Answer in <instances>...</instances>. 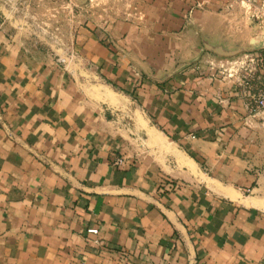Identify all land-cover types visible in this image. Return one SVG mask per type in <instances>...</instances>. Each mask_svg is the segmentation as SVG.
<instances>
[{"label": "crops", "instance_id": "1", "mask_svg": "<svg viewBox=\"0 0 264 264\" xmlns=\"http://www.w3.org/2000/svg\"><path fill=\"white\" fill-rule=\"evenodd\" d=\"M22 1L0 0V264H264V21L137 0L76 26L67 66L26 52Z\"/></svg>", "mask_w": 264, "mask_h": 264}, {"label": "rangeland", "instance_id": "2", "mask_svg": "<svg viewBox=\"0 0 264 264\" xmlns=\"http://www.w3.org/2000/svg\"><path fill=\"white\" fill-rule=\"evenodd\" d=\"M22 1V0H21ZM137 0H31L20 2L21 26L30 24L31 30L19 37L26 52L40 60H56L76 65L77 54L72 49L73 32L82 22L94 21L106 23L116 17H122L136 8ZM33 9L31 17L26 11ZM95 18V20H93ZM244 53L231 57L242 60ZM240 57V58H239ZM246 71L252 69L243 65Z\"/></svg>", "mask_w": 264, "mask_h": 264}, {"label": "built area", "instance_id": "3", "mask_svg": "<svg viewBox=\"0 0 264 264\" xmlns=\"http://www.w3.org/2000/svg\"><path fill=\"white\" fill-rule=\"evenodd\" d=\"M245 4L248 9L249 17L255 21H264V0H237ZM246 58L250 60L255 59L250 54H246ZM256 107L260 112L264 113V89H260L255 96ZM89 232L96 233L97 228L92 227L88 229Z\"/></svg>", "mask_w": 264, "mask_h": 264}]
</instances>
